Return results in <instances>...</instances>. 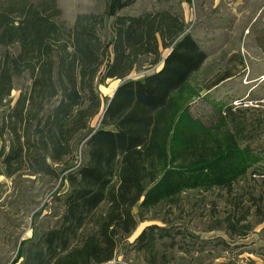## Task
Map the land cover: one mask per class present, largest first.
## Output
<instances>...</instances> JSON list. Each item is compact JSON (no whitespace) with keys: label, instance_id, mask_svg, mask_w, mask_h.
Wrapping results in <instances>:
<instances>
[{"label":"trees","instance_id":"1","mask_svg":"<svg viewBox=\"0 0 264 264\" xmlns=\"http://www.w3.org/2000/svg\"><path fill=\"white\" fill-rule=\"evenodd\" d=\"M175 3L78 13L66 26L56 0H0V177L58 182L30 215L31 235L18 241L11 264H105L125 245L145 264H168L169 249L229 248L169 218L188 191L230 200L212 228L230 241L264 221L262 194L233 192L248 174L264 181V145L252 146L264 110L248 117L224 105L210 124L188 114L181 92L207 53ZM107 79L120 80L111 98L98 90ZM146 220L161 224L127 243Z\"/></svg>","mask_w":264,"mask_h":264},{"label":"rangeland","instance_id":"2","mask_svg":"<svg viewBox=\"0 0 264 264\" xmlns=\"http://www.w3.org/2000/svg\"><path fill=\"white\" fill-rule=\"evenodd\" d=\"M61 10L58 21L70 26L78 13L119 12L140 13L161 6L162 0H56ZM179 2L174 4L178 10ZM164 5V4H163ZM184 7V8H183ZM183 16L188 30L207 53L201 68L189 81V88L181 94L187 99V112L204 124L217 120L219 110L224 105L248 109V117L264 110V0H189L183 2ZM143 66L131 72L130 78L142 77L158 69ZM120 83L117 79H107L98 85L102 96L110 97ZM16 87L18 85L16 84ZM17 90L11 92L16 97ZM96 119L92 121V125ZM258 136L252 146L264 145V133ZM264 158V153H262ZM264 166V159L262 161ZM261 176L248 174L235 186L233 192L246 196H264V181ZM56 189L58 182L42 185L32 183L24 177L14 180L0 177V264H11L16 256L18 241L31 235L30 215L44 202L43 193L48 187ZM65 190L62 188L61 192ZM216 190L210 193L188 191L181 195V210L174 209V216L184 218L189 230L202 239L223 238L229 245H222L189 254L176 250H166L170 257L168 264H264V221L255 225L244 238L233 241L221 229H212L214 220L222 218L229 209V199ZM204 198V199H203ZM43 212V214H45ZM137 213V208L134 209ZM151 214L147 215V218ZM52 223L53 218L44 220ZM161 224L159 220L139 222L132 236V242L142 228L148 224ZM126 246V245H125ZM121 246L114 259L105 264H145L141 254ZM213 246V245H210ZM209 246V247H210ZM210 250V249H209ZM18 264V263H16Z\"/></svg>","mask_w":264,"mask_h":264},{"label":"crops","instance_id":"3","mask_svg":"<svg viewBox=\"0 0 264 264\" xmlns=\"http://www.w3.org/2000/svg\"><path fill=\"white\" fill-rule=\"evenodd\" d=\"M162 1H165L166 3H170V2H179L181 4V7H182V3L183 2H189V0H162ZM184 8V7H183ZM183 8H182V11H183ZM113 15V14H112ZM184 18V16H183ZM185 21V20H184ZM186 22V21H185Z\"/></svg>","mask_w":264,"mask_h":264},{"label":"water","instance_id":"4","mask_svg":"<svg viewBox=\"0 0 264 264\" xmlns=\"http://www.w3.org/2000/svg\"><path fill=\"white\" fill-rule=\"evenodd\" d=\"M116 89V88H115ZM114 93V92H113ZM113 93H112V95H113ZM112 95L110 96V98L112 97Z\"/></svg>","mask_w":264,"mask_h":264}]
</instances>
